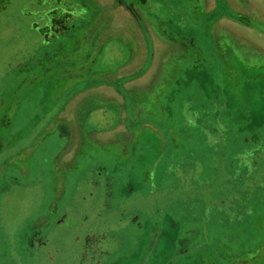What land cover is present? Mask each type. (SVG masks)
<instances>
[{
  "label": "flooded vegetation",
  "instance_id": "flooded-vegetation-1",
  "mask_svg": "<svg viewBox=\"0 0 264 264\" xmlns=\"http://www.w3.org/2000/svg\"><path fill=\"white\" fill-rule=\"evenodd\" d=\"M197 1L199 4H205L211 12L220 11L211 20L212 29L221 17H226L230 22L220 24L222 27H219V34L223 37L218 44L217 41L214 42L215 39L213 41L206 17L203 20L204 24H208H205L204 31L206 41L196 46L195 34L183 30L180 24L183 26L185 21L181 17H174L177 15L172 13V7L166 5V2L171 3L168 0H0L4 4L0 10V39H6L0 42V50L5 49L8 43H14L13 40L17 37L22 41V46L13 45L3 57L0 56V83L12 70L15 72L13 83L41 84L45 88L44 96L48 94L49 89H54L55 99H67L63 110L71 104L76 105L73 115L71 108L68 109L67 116L62 115V119L67 123L73 120V125L81 115V122L89 118V107L102 103V117L96 118L93 114L84 133L89 140L100 131L116 134L115 139L109 141L99 135L96 137L102 144L112 145V153L123 157L121 164L112 170V175H118V184L122 186L119 193L155 190L162 184L160 173L156 172L158 165L163 166L167 173L175 175L179 173L176 168L179 164H183L181 167H187V154L195 157L192 151H187L188 142L198 143L202 139L206 144H214L223 136L225 128L220 124L219 118H216L213 126L198 124L199 114L190 108L189 98L176 101L179 103L177 113L181 118V126L172 122L173 113L170 111V100L176 97L171 85L194 81L213 86L216 78L224 77L222 73L220 77L215 69L217 63L212 60L211 50L215 51V54L223 53V56L220 54L222 62L216 54L222 64L221 70L227 76L226 79H229L227 83H234L230 92L231 98H228L225 104L229 100L233 102L232 105L235 104L239 118L246 120L248 130L253 136L256 135L255 132L252 134V130L256 129L255 124H263L261 122L264 120V114L256 111V105L253 103L257 101L252 95L253 89L262 87L264 83V56L260 55V52H264V44L256 45L253 42L257 39L256 35H264V32L254 25V21L264 22V14L254 6V2L250 3V0ZM178 2L182 7L187 6L189 0L186 4L184 0ZM162 3L166 5L165 10H162ZM178 18L181 23L176 22ZM237 24L244 25L249 30ZM226 37L230 39L229 42ZM240 39L246 43L247 39L251 40L258 47L259 55H253L256 52L253 49L257 47H253L250 41L245 44L240 42ZM221 44L224 48L220 47ZM222 82L226 81H220L217 84L221 86L217 87L225 89ZM238 83H241V86H238ZM165 87L171 91H165L163 94ZM223 89L222 92H225ZM11 91L13 90L7 89L0 93V105L6 102ZM22 94L24 93L20 92V95ZM221 95L223 93L220 90L219 96ZM16 97L18 101L21 99L15 94L13 104L16 103ZM162 98H165L166 102H162ZM147 102L157 104L155 108L165 112L160 121L148 120L147 116H142L149 107ZM15 105L17 107V104ZM226 107L225 116L231 121L234 114L229 106ZM3 116L7 118V114ZM113 119L117 122H113ZM8 120H11L10 114ZM43 123V130L52 129L50 119ZM64 125L59 126L60 131H68L69 127ZM83 125H79L81 131ZM99 125H102V128ZM148 130L156 136V140H150L147 147L136 155V152H139L136 139L141 142L145 131ZM145 138L148 139L147 135ZM245 142L248 141L245 139ZM165 150L170 151L168 157H162L166 153ZM177 151L180 153L175 155ZM151 152L154 156L150 157ZM253 153L254 150L250 147H243L235 153L234 162L239 163L241 167H248L251 171ZM16 157L17 154L10 156L5 163L17 162L16 166L22 167L24 172L28 166L26 156H19L18 161L15 160ZM127 158H130V161ZM192 159L195 166L200 167L199 156ZM3 165L0 164V172L3 171V175H6V168L10 165L5 168ZM11 173L12 169L6 177H12ZM167 180L163 182L165 185L168 184ZM143 184L147 185L146 188H143ZM54 214L58 216L61 210H56ZM138 216L134 214V224L141 229ZM163 216L167 217L168 213ZM167 218L169 220L163 223V217L152 222L146 220V217L143 221L147 226H144L146 238L143 242L137 241V245L129 251L121 248L120 253L113 255L112 249L99 245L98 250V245L94 246L85 264H196L194 252H188L193 243L189 235L193 228L188 225L181 231L182 235H177L175 227L180 225L181 228L183 224L174 220L171 215ZM42 232L37 223H32L23 233L27 246H36L37 258L41 259V246L44 243ZM90 247L92 248L91 245ZM215 250L218 254L219 251L223 252L219 247ZM245 254L235 257L234 261L246 264L255 259V256L264 257V244L256 251ZM208 258L211 261L206 264H216L214 255H208Z\"/></svg>",
  "mask_w": 264,
  "mask_h": 264
},
{
  "label": "rangeland",
  "instance_id": "rangeland-1",
  "mask_svg": "<svg viewBox=\"0 0 264 264\" xmlns=\"http://www.w3.org/2000/svg\"><path fill=\"white\" fill-rule=\"evenodd\" d=\"M168 1L171 3L166 2V5L172 7V13L177 15L174 17L184 19L185 24H180L183 30L195 34L194 44L197 46L206 41L205 24L209 23L210 29L211 20L220 11L211 12L197 0H189L187 6L182 7L178 0ZM186 2L184 0L185 4ZM3 5L0 2V10ZM166 5H162V10H165ZM256 7L264 14V0H260ZM206 17L207 23L204 24ZM180 20L178 18L176 22ZM254 25L264 32V22L254 21ZM5 40L3 37L0 42ZM229 40L228 38V42ZM13 41L14 43H8L5 49L0 50L1 57L13 45L22 46L20 37ZM220 47L224 48V45L221 44ZM216 54L222 62L223 53ZM216 54L211 50L212 60L217 63L215 69L219 76L222 73L224 77L216 78L213 86L194 81L171 85L176 97L170 100V111L173 113L172 122L181 126V118L177 113L179 103L176 101L189 98L190 108L199 114L198 124L213 126L216 118H219L220 124L225 128L223 136L214 144H206L202 139L198 143L186 144L187 151H192L195 157L199 156L200 167L195 166L192 159L195 157L189 154L187 167L179 164L176 167L179 173L175 175L167 173L163 166L158 165L156 172L160 173L162 184L155 186V190L148 191L149 193L146 189L140 193H119L122 186L118 184V175H112V170L121 164L123 157L112 153V145L102 144L96 137L99 135L109 141L115 139L116 134L100 131L91 140L85 136L84 131L89 127L92 115L102 117V103L89 107L91 113L88 119L81 122V115L78 121H74V125L73 120L67 123L62 115L67 116L69 108L73 115L75 104L63 110L67 99H55L54 89H49L44 96L45 88L41 84L13 83L15 72L9 71L5 80L0 83V93L7 89L13 90L6 102L0 105V164L4 163L3 168L10 165L6 168V175H3V171L0 172V264H85L94 246L98 245V250L101 245L112 249L113 255L120 253L121 248L129 251L137 245V241L143 242L146 238V225L143 222L146 217L150 222L163 217L165 223L170 215L183 224L181 228L180 225L175 227L177 235H182L181 231L188 225L193 228V232L189 234L193 243L188 252H194L196 264L210 262L208 255L216 257V264H238L234 261L235 257L244 256L249 251L254 252L264 244V120L261 122L263 124H255L256 129L252 130V134L255 132L256 135L253 136L246 120L239 118L235 104L232 105L231 100L225 104L231 98L234 83H227L229 79H226L227 76L221 70L222 64ZM260 55L264 56V52H260ZM243 56L246 57L244 54ZM222 80L226 81L222 82L225 89L217 87L221 86L217 83ZM220 90L223 93L221 96ZM165 91L171 90L165 87L163 94ZM20 92L24 94L20 95ZM15 94L21 97L19 101L16 97L17 107L12 101ZM252 95L257 101L253 103L256 111L264 114V83L262 87H255ZM1 98L0 94V101ZM161 101L166 102L165 98ZM147 103L149 107L142 116H147L148 120L160 121L165 112L155 108L157 104ZM226 105L234 114L231 121L225 116ZM3 114H7V118ZM8 114L11 120H8ZM47 119L52 121V129L43 130V122ZM114 121L117 122L113 119ZM80 123L85 125L81 127L82 131L79 129ZM62 124L69 127L68 131L59 130ZM101 126L99 125L100 128ZM146 135L148 139L145 138ZM155 137L148 130L141 142L137 138L139 152L136 155L147 147L150 140H156ZM243 147L254 150L251 171L234 162L235 153ZM170 151L165 150L162 157H168ZM178 153L180 151L175 155ZM15 154L16 161L19 156H26L28 166L24 172L22 167L16 166L17 162L6 164V160ZM151 156H154L152 152ZM130 158L127 159L130 161ZM10 168L13 171L12 177H6L11 172ZM166 179L168 184L165 185L163 182ZM143 186L146 188L147 185ZM56 210H61V214L56 216ZM135 213L139 215L141 229L134 224ZM166 213L168 216H163ZM32 223H37L43 230L42 259L37 258L36 246H27L26 238L23 237ZM216 247L222 248L223 252L219 251L218 254ZM246 264H264V257L255 256V259Z\"/></svg>",
  "mask_w": 264,
  "mask_h": 264
},
{
  "label": "crops",
  "instance_id": "crops-1",
  "mask_svg": "<svg viewBox=\"0 0 264 264\" xmlns=\"http://www.w3.org/2000/svg\"><path fill=\"white\" fill-rule=\"evenodd\" d=\"M250 1H252V2H254V6H256V5H258L259 4V2H260V0H250ZM213 5H214V3H213ZM215 6V5H214ZM212 8H214V7H212ZM218 20V19H217ZM218 23L217 24H215V28L213 27V29H212V27H211V34L213 35V41H214V39H215V41L214 42H216L217 44H218V41L223 37V36H221L220 34H219V31H220V28L222 27V25L225 23V24H229L230 22H228L227 21V18L226 17H221L220 18V21L218 20L217 21ZM220 24H222V25H220ZM237 26H241V27H243V28H248V27H246V26H244V25H241V24H237ZM220 27V28H219ZM225 28H226V26H224ZM248 30H249V28H248ZM258 36H261V38H259ZM257 37V39L255 40V41H257V42H255V41H253L254 42V44H256V45H259L260 43H263L264 44V35H257L256 36ZM226 39H228L227 37H226ZM226 39H224V40H226ZM248 41H247V43H249V41H250V43L253 45V47L255 46L253 43H252V41L251 40H249V39H247ZM223 41V40H222ZM243 40L242 39H240V42H242ZM226 42H227V40H226ZM244 42V41H243ZM259 42V43H258ZM233 43H235V40L233 39ZM245 44H247L246 43V41L244 42ZM219 44H220V42H219ZM251 44H249V45H251ZM255 47H257V46H255ZM243 50V49H242ZM253 50H256V52L253 54V55H255L256 54V56H258L259 54H258V52H259V49H258V47H257V49L256 48H254ZM264 50V49H263ZM258 51V52H257ZM208 54V53H207ZM206 54V56H208ZM198 117V116H197Z\"/></svg>",
  "mask_w": 264,
  "mask_h": 264
}]
</instances>
